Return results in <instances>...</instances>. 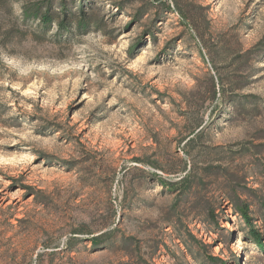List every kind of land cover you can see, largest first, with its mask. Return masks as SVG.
Here are the masks:
<instances>
[{
  "label": "rangeland",
  "instance_id": "1",
  "mask_svg": "<svg viewBox=\"0 0 264 264\" xmlns=\"http://www.w3.org/2000/svg\"><path fill=\"white\" fill-rule=\"evenodd\" d=\"M0 264H264V0H0Z\"/></svg>",
  "mask_w": 264,
  "mask_h": 264
},
{
  "label": "trees",
  "instance_id": "2",
  "mask_svg": "<svg viewBox=\"0 0 264 264\" xmlns=\"http://www.w3.org/2000/svg\"><path fill=\"white\" fill-rule=\"evenodd\" d=\"M223 88H224V83L222 84ZM215 87V86H214Z\"/></svg>",
  "mask_w": 264,
  "mask_h": 264
}]
</instances>
